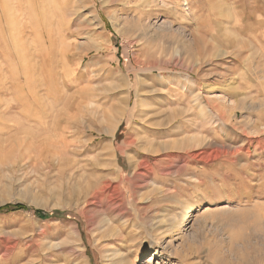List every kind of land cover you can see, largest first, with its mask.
Instances as JSON below:
<instances>
[{"label":"rangeland","instance_id":"rangeland-1","mask_svg":"<svg viewBox=\"0 0 264 264\" xmlns=\"http://www.w3.org/2000/svg\"><path fill=\"white\" fill-rule=\"evenodd\" d=\"M14 204L0 264H264V0H0Z\"/></svg>","mask_w":264,"mask_h":264},{"label":"bare ground","instance_id":"bare-ground-1","mask_svg":"<svg viewBox=\"0 0 264 264\" xmlns=\"http://www.w3.org/2000/svg\"><path fill=\"white\" fill-rule=\"evenodd\" d=\"M252 1V0H251ZM185 2V1H184ZM153 9V8H152ZM148 17H149V15H148ZM203 21V20H202ZM192 24V23H191ZM208 26V25H207ZM248 31V30H247ZM193 32V31H192ZM197 43L201 46V47H203V48H206L207 46H206V43H205V38H203V37H201V36H198V39H197ZM207 43H208V41H207ZM67 55V54H66ZM65 55V56H66ZM19 80H21V77H19ZM26 82H27V79L25 80ZM141 85L142 86H144V84L143 83H141ZM241 103V102H240ZM177 115V114H176ZM169 118V117H168ZM63 120V119H62ZM172 120H173V118H172ZM180 148V147H179ZM172 149H173V147H172ZM180 150V149H179ZM176 151V150H175ZM184 152V151H183ZM138 166V165H137ZM175 168V167H174ZM111 183V182H110ZM109 183H106V181H101L99 184H97L96 185V187L94 188V190H93V195L95 196V197H98V196H100V195H103V193L106 191V190H108V187H109V185H108ZM143 186H144V184H143ZM93 187V186H92ZM139 187V186H138ZM137 189V188H136ZM110 192V191H109ZM115 192V191H114ZM83 193H85V192H83ZM105 194V193H104ZM85 195V194H84ZM92 195V194H91ZM87 198V197H86ZM99 198V197H98ZM99 200H101V199H99ZM227 207V206H226ZM189 213V212H188ZM172 239V238H171ZM162 242V241H161ZM169 242V241H168ZM168 246V245H167ZM165 249V248H164ZM163 249V250H164ZM167 249V248H166ZM165 251V250H164ZM162 252V251H161ZM152 258L153 259H150V260H148V261H146V263L147 264H149V262L152 260V261H154L155 260V258H156V252H154V253H152Z\"/></svg>","mask_w":264,"mask_h":264},{"label":"trees","instance_id":"trees-1","mask_svg":"<svg viewBox=\"0 0 264 264\" xmlns=\"http://www.w3.org/2000/svg\"><path fill=\"white\" fill-rule=\"evenodd\" d=\"M28 208L23 204L5 205L0 207V213H10L16 211H27ZM34 215L40 219H47L50 217H67V214L63 212H53L51 214L42 213L40 211H34Z\"/></svg>","mask_w":264,"mask_h":264}]
</instances>
